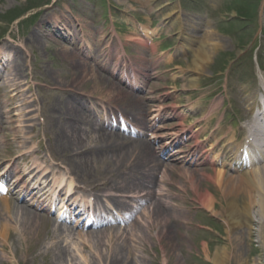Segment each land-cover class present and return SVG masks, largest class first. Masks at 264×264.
<instances>
[{"label":"rangeland","instance_id":"1","mask_svg":"<svg viewBox=\"0 0 264 264\" xmlns=\"http://www.w3.org/2000/svg\"><path fill=\"white\" fill-rule=\"evenodd\" d=\"M238 2L244 3V8L240 7L243 9L240 13L246 17L252 16L251 20L237 14L235 7L239 5ZM28 15L31 17L25 20ZM14 16L20 18L8 28L7 19ZM168 16L169 21L166 20ZM66 20L76 25L74 28L82 38V52L88 56L96 49L99 54L97 62L102 59L108 66H97L94 61L87 60L93 65L94 71L92 68L89 74L86 70L85 73L80 71L84 66L81 62H85L82 58L85 57L79 49V53L75 50L76 45L64 42L68 37L74 38ZM114 22L117 27L121 26L120 29L113 25ZM139 26L152 27L154 31L147 39V45L128 40L131 34H136V31L139 33ZM181 30L184 39L178 37ZM208 31L214 32L216 39L211 40ZM64 34L68 35L67 38L62 37ZM193 39L197 40L196 43L192 42ZM190 45L194 46L196 52L189 48ZM0 46L4 47V61L11 58L9 71L12 70L15 55L22 67V74L17 76L19 82L16 87L9 86L12 85L9 80L3 86L0 84V169L5 171L7 166H12V169L16 168V173L26 174V177L28 175L27 183L35 186L39 180L35 175H46L44 172L39 173L40 169L35 171L41 163L42 167L48 166L46 170L51 173L47 183L54 175L64 173L66 178H76V183L83 188L98 181H107L111 186V177L116 176L118 165L123 162L128 169L131 160L136 159L133 144L123 145L126 140L116 138L115 143L123 146L120 145L119 151L104 158L100 151L107 145L106 142H91L88 147L91 145L93 151L90 152L91 149L87 147L82 149L91 153L88 155L90 166L86 165L87 168L82 169L79 164L84 162L81 161L83 154L74 155L70 149L53 150V145L57 144L62 133L60 128L65 124L66 118L61 112L68 110L67 101L72 98L77 102L82 100L90 111L92 108L99 111L104 106L101 102L107 100L111 108L115 107L120 114L123 115L121 108L130 113L126 120L139 124L145 122V117L150 119L161 106L164 118L160 119L154 131L156 136L162 138H155L151 135L152 130L147 129L142 131V135L136 136L146 144L149 143L152 147L154 145L157 151L165 145L164 135L168 136L171 129L178 128L180 110L187 114L185 123L196 122L200 114L190 107L196 110L200 107L201 111L203 107L204 111L209 109L213 112L208 131L221 123L230 133L239 132L245 121L239 122L238 118L247 115L249 107L255 102L248 101L249 97L256 89L262 91L264 87V0H0ZM204 51L207 57L200 58L199 68L195 69L196 62H199L195 56ZM137 65L146 69L143 76H140L143 81H140L148 82L145 94L141 95L132 94V89L120 83L119 72L125 67L127 72H131V68H136ZM16 66L17 63L13 67ZM8 70L5 77L9 76ZM193 71L197 78L194 85L187 78ZM95 72L99 82L92 78ZM108 83H113L115 87L111 89ZM227 93L237 97L238 103H235L236 98H230L236 105L234 111H231L229 103L222 107L223 100L228 101ZM110 95L112 99L109 98ZM132 95L138 96L132 98ZM179 106L182 108L176 111ZM132 108L143 112L134 115ZM106 111L111 117L109 108ZM140 114L143 115L142 118ZM92 115L94 114L90 113L92 120H96ZM116 118L119 122L120 116ZM99 119L97 126L102 125L101 117ZM93 125L92 121L91 126ZM146 125L147 121L144 126ZM105 127L113 133H123L118 128H111V125ZM143 128L140 126L141 130ZM208 131L202 137L205 138L206 145L212 134ZM90 136L92 135L89 134ZM89 137L88 142L93 140ZM155 139L158 141L155 142ZM128 140L134 141L130 138ZM29 145L35 151L28 153ZM178 148L176 146L174 150ZM151 152L154 153L152 150ZM156 156L158 153H155ZM200 157L198 165L192 166V169L201 170L205 167L212 175L215 167L210 166V161L205 162L204 155ZM35 160L39 163L35 164ZM159 161L156 157V163ZM161 162L165 163L164 168L156 171L155 178L158 182L163 180L159 173L167 168L170 176L163 183L170 189V193L167 191L161 197L163 200H172L177 206V209L170 211L171 216L173 214L178 218L176 222H172L170 241L167 238L169 232L162 234V240L158 241L157 233L152 232L153 228L150 232L146 228L142 232L146 239L144 243L141 242L139 246L130 241L127 244V250L130 247L127 255L135 260V264H220L206 255L204 245L208 244V251L213 257L217 248L226 246L230 242L226 224L218 215L199 203L192 189L189 196L185 194L183 187L187 182L181 178V170L186 167L185 164L168 160ZM197 176L201 187L218 198L217 206L224 205L226 199L221 197L214 183L204 177L201 171ZM121 180L126 184L131 182L132 173L129 172ZM111 183L113 187L117 186L115 182ZM145 187L140 185L137 190L142 191ZM56 192L54 186L51 187L47 193L48 198L42 202L44 207L48 208L47 204L56 201ZM22 194L23 190L20 188L19 195ZM149 198L150 202L154 200L153 196ZM32 209L47 220L49 228L39 227L29 236L30 239L25 238V233L16 236L7 250H0V264H21L23 261L26 262L23 264H49L53 261L52 256L57 247L63 248L65 252V258L60 264H102L93 250L83 251L82 238L78 236L79 230L86 235V231L95 229H73L70 224H61L52 211L49 214L51 216H48L47 211L42 212L34 207ZM13 217V225L19 227L20 215L15 214ZM139 217L140 215L136 222ZM54 220L57 225L64 228L68 226L69 229L58 236L55 233L57 228L52 227ZM79 220L82 221L81 218ZM119 224H110L109 226L115 225L113 229L117 228L110 233L121 234L129 229L126 224ZM252 228L256 230L254 225ZM239 232L246 239L249 238L247 230L240 229ZM123 238H115L112 243H117L120 239L119 242L123 244ZM252 239V242H243L241 250H231L232 255L241 254V261L231 258L227 264H264V247L257 237L252 236ZM96 241V237L91 238V245L101 247L105 253L103 242L95 245ZM163 244L167 245L165 249Z\"/></svg>","mask_w":264,"mask_h":264},{"label":"bare ground","instance_id":"2","mask_svg":"<svg viewBox=\"0 0 264 264\" xmlns=\"http://www.w3.org/2000/svg\"><path fill=\"white\" fill-rule=\"evenodd\" d=\"M166 20H170L169 16ZM66 21L68 22V28L71 32L74 33V35H76L77 41H79V33H77L74 28L76 27V25L74 24V22H69L68 20ZM147 32H149L148 29ZM208 32V37L211 40L216 39L214 32ZM128 40H136V42L141 45L142 43H144V41L140 37H138V35L135 36L133 34L129 36ZM65 41L66 43H72V40L70 38L68 41L64 40V42ZM196 41L193 39L192 42L196 43ZM193 47V45L189 46L190 49H193L195 51ZM3 48V46H0L1 60H3ZM202 57L203 59L207 57L206 51L201 52L199 55L195 56L196 61H199L198 63L196 62L195 69H197V67L199 68V65L201 63L200 58ZM18 59V56L15 55L13 59L14 64L11 66V71H9L7 67L10 66L9 63L3 64L4 69L0 70V84L2 86L3 83L5 85V82H7V80L12 83V85H9L11 87H16L17 82H19V78H17V76L22 74V67ZM16 63L17 66L16 68H14L13 66H15ZM81 63L84 65L82 70H80L82 71V73H85L86 70L89 74V70L91 68L92 71H94V67L91 63H88L86 61ZM7 70L9 71V76L5 77ZM195 73L196 72L193 71L192 74L189 75V77L187 76L188 81L193 85L194 83H196L195 80H197ZM92 78L96 82H99V78H97V72L93 74ZM102 80L107 81V79L105 78H102ZM109 86L111 89L115 87L113 83H110ZM131 97L137 98V96L135 95H132ZM254 97L255 93L252 94L249 100ZM109 98L112 99L111 95L109 96ZM78 102L77 100L72 98L66 103V108H68V110H62L61 115L64 114L66 118L65 124L60 128L62 133L57 139V144L53 145V147L55 146L53 150L61 151V149H70L73 151L74 155L78 156L83 154V157L80 158L81 161L84 162L82 164H79V166L84 169L87 168L86 165L90 166L89 162L91 160L88 155H91V153L89 154V152L87 153L85 152L86 150L84 151L82 149L83 147L91 149V145L90 147H88L89 143L100 142L102 144L106 142L107 145H104V147L101 148L103 150L100 151V154L103 155L104 158L105 156L112 153L114 154L116 151L120 150L119 146L122 144L115 143L116 138L123 141L126 140L125 143L123 142V145L128 143L133 144V151L136 153V159L131 160V167L129 166L128 168L130 170L128 171V169H126L125 163H120L121 161H118V163H120L118 165V171L115 177H111V182H115L117 184L115 190L120 191V193L131 192L132 194H134L133 196H135L137 200H132L135 203L133 205H129L126 202H123V200L118 197L111 196L107 198L110 202H112L116 209H121L124 212L123 218L121 220L126 223V227H129V229L122 231L121 234L120 232H117L116 234L110 233L112 232V230H117V228L113 229L114 226H109V223L114 221L112 218L101 219L97 223V228L96 225L93 224L91 226L85 227L83 223L78 222L75 219V221L71 219L73 218L71 216L70 219H68V222L73 225V229L75 227L84 228L85 230L88 228L95 229L94 231H86V235H83L84 233L79 230L78 236L82 238V245L84 246L83 251L87 252L89 250H93L102 264L104 262H107V264H135V260L132 259L131 256L127 255L130 248L128 247L127 250V244H129L130 241L134 242L135 244H139V246L141 242L144 243L146 239L144 233L142 232L145 231L146 228H148L147 232H150L151 228H153L152 232L157 233L156 237L158 241L162 240V234L165 235L166 231L167 233L169 232L167 234V238L170 241L172 222H176V220L178 219L177 216L173 214L172 216L170 215V211H174L175 209H177V206L170 199H162V197H164L165 195V192L168 191L170 193V189L168 187L166 188V184H163L166 183V180L170 177L168 168L160 175L163 180H160L158 182V180L155 178V173L157 170L159 171L163 169L164 163H162L161 161L156 163L157 156L155 157L154 148L149 143L146 144L145 141L141 138H136V140L130 141L128 140V137H124L120 133H113L105 127H99L96 124H94L95 126H91V120L89 119V117H87L88 111L83 110V106H85L84 103L82 102V100L81 102L78 100ZM190 109L192 111H198L199 113L203 112L202 118L205 125L202 126L203 122L199 120V125L194 129V132H192L197 138H200L203 133L207 132L208 130L211 113L204 110H202L201 112L200 107L198 110H196L194 107H190ZM131 111L134 115L143 112V110H137L134 108H132ZM140 115L142 118L143 115ZM182 116V120L184 122V119L187 118V115L183 113ZM87 126L89 129L87 128ZM244 131L249 135L242 142L236 140V135H231V133H228L229 131L222 126L213 130V135L211 136V146L204 150V153H209L214 157L212 160V165L215 168H213L214 173L212 175L207 172L205 167H202L201 170L192 169V166L195 164H193L192 161L187 162L186 160H184V163L187 162L185 165L186 167L182 168L181 170V178L183 180H186L187 182L186 186L184 185L183 187L185 190V194L189 196V191L190 189H192L199 203L218 215L221 219H223L224 223L227 226V238H229L230 242L224 247L217 248L214 257L210 255V251H208V244L205 243L204 245V252H206V255L220 264L229 263L231 258L240 262L242 259L241 254L237 253L236 255H232V253L230 252L231 250H241L244 243L253 241L252 236L257 237L258 241L261 242L262 246L264 247V126L259 121L254 120L253 125L247 126ZM89 134L92 136L89 137ZM253 136L257 137L256 142L258 144L260 152L249 157L248 150L252 149L253 152V149L255 148L254 142L253 140H251V137ZM87 137H92L93 140H90L88 142ZM198 143H200V141H198ZM201 145H203V147H208V145L204 143V140H201ZM31 148L32 147L29 145L28 149L30 150ZM163 149H166V147H163ZM93 150L94 149H91L89 151L91 152ZM151 150L154 153H152ZM80 151H82V153H80ZM165 155L169 156L168 152ZM120 158L122 159V155H120ZM156 165H159V168H156ZM41 170L42 172L47 171L45 168H42ZM199 171H201L204 177L208 178L212 183H214V186L217 187V190L219 191L221 197H225L226 202L224 203V205L217 206L218 198H216V196L209 190H204L203 187H201V181L197 176ZM129 172L132 173V181L126 184L121 179L127 177ZM48 175L49 173L45 175V180L48 178ZM56 176L58 177V179H55L53 181L54 184H59L60 186L66 184L65 189H67V192L74 193L73 182L66 181V176L64 175V173H62L61 175L56 174ZM98 182L95 184H91L90 189L87 187L86 189L90 191H106L110 187L107 181H104L102 183ZM111 182L110 185L112 186L113 184ZM140 185L146 186L145 189L142 191L137 190ZM19 186V184L16 185V187ZM39 187L40 186H38L37 189ZM7 188V185H5L2 179H0V250H7L11 246V243L16 239L15 237L21 236L22 233H25L27 235L25 236V238L30 239L29 236L33 235L32 233L34 231H37L39 227L42 226L44 229L49 228L47 220L44 219L43 216H40V214H38L34 209L31 210L27 206L20 205L18 203L19 200H15L7 194L5 195V193H7L8 191ZM110 188L114 189L112 187ZM34 189H28L27 192L29 196L37 198L38 192H33ZM144 191L146 192V194L142 196L141 192ZM150 196L154 197V200L151 202V198H149ZM156 196L157 198H155ZM72 197H74V195H72ZM96 199L97 201H99L100 195L96 194ZM94 204L96 205L97 203ZM95 205H93L94 207L92 206L93 208H95V210L97 206L100 208H105L104 204H102V207L99 204L96 206ZM15 214H19L21 217V225L19 227L13 225V216ZM139 215V220H137L136 222V219ZM43 219L46 221L45 223L43 222ZM253 225L255 226L256 230H252ZM54 226L57 228L55 230V233L58 234V236L63 234L68 228V226L64 228V226L62 225H57L56 221H53L52 227ZM240 229L247 230L249 232V238L246 239L243 234H240ZM94 237H96L97 239L95 245L101 244L103 242L102 245H104L105 253L103 252V249L101 247H93L91 245V238ZM119 237H124L122 240L123 244L119 242L120 239H118L117 243H112L115 238ZM162 246L163 249L167 247V245L165 244H163ZM57 250L55 249L54 255L52 256L53 261L49 264H60L61 261L65 258V252L63 248L57 247ZM1 258L2 257L0 256V262ZM20 263L23 264L26 262L23 261Z\"/></svg>","mask_w":264,"mask_h":264},{"label":"trees","instance_id":"3","mask_svg":"<svg viewBox=\"0 0 264 264\" xmlns=\"http://www.w3.org/2000/svg\"><path fill=\"white\" fill-rule=\"evenodd\" d=\"M17 16H14L13 18H10L9 19V22H12L13 21V19H15Z\"/></svg>","mask_w":264,"mask_h":264}]
</instances>
